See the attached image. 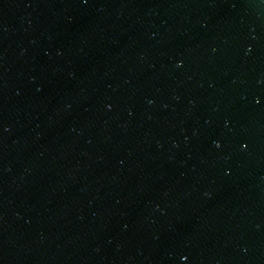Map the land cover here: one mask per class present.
Masks as SVG:
<instances>
[{
	"label": "water",
	"instance_id": "95a60500",
	"mask_svg": "<svg viewBox=\"0 0 264 264\" xmlns=\"http://www.w3.org/2000/svg\"><path fill=\"white\" fill-rule=\"evenodd\" d=\"M0 264H264V0H0Z\"/></svg>",
	"mask_w": 264,
	"mask_h": 264
}]
</instances>
